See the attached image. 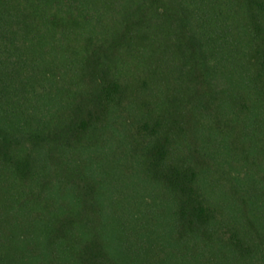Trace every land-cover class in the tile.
I'll return each mask as SVG.
<instances>
[{"label":"trees","instance_id":"obj_1","mask_svg":"<svg viewBox=\"0 0 264 264\" xmlns=\"http://www.w3.org/2000/svg\"><path fill=\"white\" fill-rule=\"evenodd\" d=\"M0 264H264V0H0Z\"/></svg>","mask_w":264,"mask_h":264}]
</instances>
